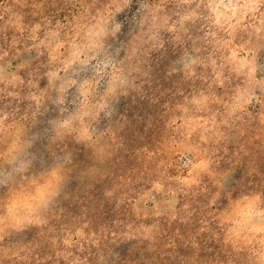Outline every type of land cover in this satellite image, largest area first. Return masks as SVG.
Segmentation results:
<instances>
[{"label":"clouds","instance_id":"1","mask_svg":"<svg viewBox=\"0 0 264 264\" xmlns=\"http://www.w3.org/2000/svg\"><path fill=\"white\" fill-rule=\"evenodd\" d=\"M0 264H264V0H0Z\"/></svg>","mask_w":264,"mask_h":264},{"label":"rangeland","instance_id":"2","mask_svg":"<svg viewBox=\"0 0 264 264\" xmlns=\"http://www.w3.org/2000/svg\"><path fill=\"white\" fill-rule=\"evenodd\" d=\"M135 259V257H133Z\"/></svg>","mask_w":264,"mask_h":264}]
</instances>
